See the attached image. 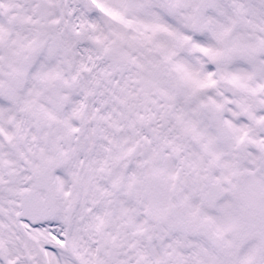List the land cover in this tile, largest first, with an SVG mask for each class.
Listing matches in <instances>:
<instances>
[{
    "label": "snow or ice",
    "instance_id": "snow-or-ice-1",
    "mask_svg": "<svg viewBox=\"0 0 264 264\" xmlns=\"http://www.w3.org/2000/svg\"><path fill=\"white\" fill-rule=\"evenodd\" d=\"M0 264H264V0H0Z\"/></svg>",
    "mask_w": 264,
    "mask_h": 264
}]
</instances>
